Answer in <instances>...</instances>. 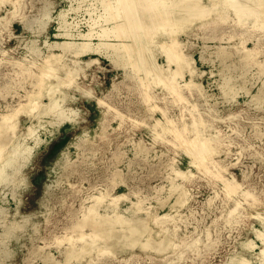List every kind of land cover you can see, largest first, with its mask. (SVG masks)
Instances as JSON below:
<instances>
[{
  "label": "rangeland",
  "instance_id": "374dc122",
  "mask_svg": "<svg viewBox=\"0 0 264 264\" xmlns=\"http://www.w3.org/2000/svg\"><path fill=\"white\" fill-rule=\"evenodd\" d=\"M119 1L125 2L124 6L116 4L126 20L131 4L129 0ZM245 1L246 5L256 2ZM70 6L78 9L68 14L67 19L71 21L69 17L78 13L86 25L81 29V20H73L74 32H90L94 36L101 29L102 33L103 28L125 22L112 8L113 16L108 15L110 21L101 18V14L106 15L109 9L101 0H0V17H6L0 22L6 26L9 20L12 25L10 30L0 25V119L13 113L19 122L21 136V130L33 123L37 125L38 137L37 140L29 139L32 150L17 165L18 171L12 182L0 185V203L7 211L0 219L3 221L0 234L6 227L19 223L13 230V238L0 242L7 249L4 259L8 264H46L48 259L40 252L49 250L51 256L64 261L63 252L69 246L67 238L80 235L76 234L80 229L74 226L85 221L84 214L88 212L85 207L95 203L91 197L99 195L100 191L110 195L127 194L130 199L118 200L121 212L131 206V201L143 198V205L151 208L149 212L164 215L171 211L172 215L177 214V221L171 222V231L162 235L149 217L147 221L155 227V234L159 233L148 242V238L140 241L149 246L129 247L127 242H119V247L99 248L92 256L73 257V264H229L232 257L246 253L244 246L252 242L257 247L246 256L259 252L262 240L255 231L264 232V100L253 97H264V32L254 26L252 19L244 26L236 25L237 16L229 8L227 21L220 15H211L205 19L212 22L211 25L205 22L206 26L199 25L200 29L189 25V32L181 34L179 40L188 47L185 46L186 53L193 54L198 71H204L200 78H194L204 85V97L189 88H179L174 94L155 84L157 81L149 64L156 57L153 62L165 66L166 53L170 51L160 44L163 47H153L150 51L152 58L149 50L144 51L143 45L148 41L143 39L142 32L136 33L132 29L135 33L129 32L130 41L134 40L131 42L136 46L132 56L141 62L136 67L140 69L143 62L149 72L131 68L125 71L115 67L110 58L100 53L91 54L100 62L87 69L86 74L72 80L61 71L63 80H70L67 85L62 84V90L68 94V103L76 113L61 125H50L41 122L50 121L53 116L42 117L43 120L30 118L49 103L47 92L52 86L44 76L49 63L30 51V41H64L63 37L57 36L62 33L58 15L68 11ZM130 19L131 15L127 22L132 24L133 19ZM45 22L49 23V28L43 31ZM237 31L244 37L235 36ZM216 34L226 38L232 34L234 38L231 41L225 38L204 41L205 37ZM92 41L97 43V37L94 36ZM220 45L226 46V55H219ZM245 49H253L254 55L246 58ZM142 51L144 53H140ZM201 55H205L206 60H202ZM82 57L88 58V55ZM257 61L263 65L259 66ZM20 63L28 66L29 71L25 72ZM223 65L227 66L228 74L237 77L235 99L233 94L225 96L218 87ZM169 67L162 72L163 75L166 73L163 76L166 81L171 77L184 84L190 79L180 63L172 61ZM99 94V104L105 110L102 120H97L91 109L92 100ZM107 96L112 102L122 97L121 104L125 103L121 105L122 110H127L123 112L117 106L108 105ZM174 128L181 138L175 136ZM153 133L159 136L155 137ZM11 139L8 132L0 137V144L6 142L8 149L13 143ZM140 139L148 150L136 155L139 148L134 146ZM196 159L198 166L194 165ZM119 169L121 175L116 173ZM187 172L195 177L185 180L181 173ZM172 182L190 191L188 202L183 206L178 204L177 210L169 207L178 196L172 189ZM165 198L168 201L159 206L158 200ZM106 204L107 201L101 204V212ZM237 204L240 206L235 209ZM148 211L139 212L137 216L146 217ZM84 231V234L92 233L91 227ZM207 232L211 234L209 240ZM126 234L117 230L105 235L119 238ZM197 238L199 244L187 249ZM103 241H95L94 245L107 246ZM90 242L94 243V240ZM82 244L77 243L78 246ZM87 249L85 251H90L91 247ZM181 252L184 255L178 257ZM163 253H168L169 257L164 259ZM252 264L260 263L253 260Z\"/></svg>",
  "mask_w": 264,
  "mask_h": 264
},
{
  "label": "bare ground",
  "instance_id": "6f19581e",
  "mask_svg": "<svg viewBox=\"0 0 264 264\" xmlns=\"http://www.w3.org/2000/svg\"><path fill=\"white\" fill-rule=\"evenodd\" d=\"M247 1L249 2V0ZM101 2L104 4L105 7L109 6V9L107 10L108 11L107 14L104 15V13H102L100 16L101 18L110 21L111 17L108 15H112V12L110 10L112 8L115 10L116 13L115 15L117 17L123 18V20H125L124 17L125 15L124 16L122 15V13L124 12L121 10V8H119L120 6L116 4V3H121L124 6L123 4L124 1L120 2L119 0H101ZM129 2L131 4V7L129 6L131 8V11L128 12L130 14L129 16L127 15L128 17H126L125 22H120L119 24L116 23L117 25L113 27L111 26V27L103 28L102 33H100L102 29L98 31L96 34H94V36L97 37L98 40L97 43H94L92 41L94 36L90 32L89 33H81L80 31L74 32L75 30L73 29V25H74L73 22L67 19L68 14H71L72 12L77 11L78 9V8H74L73 6H70V9L68 11H61L58 15L60 21L59 29L62 31V33H59L57 36L63 37L64 41L53 42V43H48L47 41L40 43L39 40L30 41V47H29L30 51L35 55L44 59L45 62L49 63V70L47 72L46 71L44 72V76L46 77L45 79L47 80L49 79L48 85L50 83L52 84V86L50 85L51 88L50 86H47L48 88H50L49 92H47L48 90L46 91L48 93L47 97L49 98V103L43 105V107L45 108L42 109L39 114L36 113V115H33L32 117L30 116V118L34 117L36 119L39 118L40 120H43L44 117L53 116L52 120L41 123H48L50 125H61V123H63L68 118H70L71 114L76 113L73 107L68 103L69 100V99L67 100L68 94H65L62 90V84L64 83V85H67L68 81L70 80L67 81L65 80V78L63 80L61 71L65 72L66 77L71 78L72 80L77 79L79 76L86 74L87 69L99 65L100 62L99 58L92 57L91 54L100 53L102 56L110 58L112 63L115 65V67H121L125 69V71H128L126 69L131 68L133 70L135 69L140 70L141 72L142 70L146 69L144 70V72L146 73L149 72L147 70V67L145 68L146 65L145 66L142 65L143 62L141 64V68L140 69L137 68L140 66L139 64L141 62H139L138 58H136L137 59L136 60L133 58L134 56H132V51H134L136 47L134 46V43H132L134 40H131L132 42L130 41V38L132 36H130L131 34L129 35V32H131L132 29H134L136 33L142 32L141 34H143L142 36L143 39H146L148 41V44H145L143 42L145 44L143 45L144 51L149 50L150 52L153 47L160 48L163 46L166 47L165 48L166 51L167 50L170 51L169 53H166L168 55L166 57L167 61L165 66H163V64L157 65L156 62H153V60L156 59V57L153 58L154 56L151 54L152 52L149 53L150 55H152L151 57L153 58V59L151 58L152 63L149 64V69L151 72H154L152 76L155 77L157 81L155 82V84L162 85L163 89H167L168 91L174 94L177 91V89L179 90V88H184V87L189 88L191 91L193 90L198 91L199 94L204 97L206 96L204 85L200 81L198 82L194 80V78H200L204 74V71H198L199 68L196 65V60L193 54L188 52L186 53L184 49L187 46L185 45V43H182L179 40V36L181 34L189 32L188 29L189 25H194V27L196 26V28L198 29H200L199 25L202 26L205 25L206 23H207L206 25L208 24L211 25L212 22L205 20L207 18H210L211 15L213 16L220 15L222 20L227 21L228 18L226 16L228 14L227 10L229 8V9H233L234 14L237 16V21H235L236 25L241 24L244 26L247 24L248 20L252 19L254 22V26L256 25L259 28V30H262L264 32V3H263L264 0H258V1L256 0L255 4H253L252 3L253 1H251L252 5H246V1L244 3L243 0H221V1L219 0V2L217 0H208V2H210L209 4H207V2H204V0H177L175 2H169V0H129ZM150 11L152 12V14L149 13ZM45 15H48V13L46 12ZM130 15H131V19L129 21L133 19L132 24L130 22L129 23L127 22V18H129ZM5 18H6L5 16L0 17V21ZM198 21H200L201 23H199L198 25L195 24ZM28 22L29 21L26 22L27 25L29 24ZM0 25H3V23L0 22ZM3 27L6 30L7 29L10 30L12 25L11 23H9V20H7L6 26L3 25ZM48 28H49V23L45 22L43 24V31L48 30ZM237 34L238 31L235 36H237ZM233 35L230 34V36H228L227 38L224 36H220L218 34L211 35L210 37L209 36L205 37L204 41L212 38L214 39L220 38L221 40H224L225 38L228 41H231V39L234 38ZM238 35L244 37L243 33ZM136 36L139 37V35ZM160 37L162 39L158 42ZM124 39H128V41H125ZM160 44H162L163 46H160ZM234 46H238V44H235ZM43 49H46L48 52L47 53L44 52ZM226 49H227L226 46L223 45L218 46V50L219 52H221L219 55H226L225 54ZM245 52L247 53L246 58L247 57L249 58V56L254 55L252 54L253 49H245ZM140 53H144V52L142 51ZM133 54L134 55L136 54V50L135 53ZM84 55H88V58H83L82 56ZM147 57L150 56L147 55ZM25 59L29 61L27 57H25ZM130 59H132L133 62ZM149 59L150 58H148V60ZM201 59L206 60L205 55H201ZM136 61H138L139 63H137ZM172 61L180 63L182 67L186 70L187 72L186 74L189 75L190 79H186L184 84L174 80V78L171 79V77L167 78V81L166 79H164L163 76L166 73L163 75L162 72L165 70L166 66L169 67V65H171ZM257 63L259 66L263 65V62L261 61L260 62L257 61ZM19 66H23L25 68V72L29 71V67L26 66L24 63L23 64L20 63ZM226 68H227L226 65L222 66V70H221L222 75H220V79L218 80V85H219L218 87L221 88L220 90H222L225 96H228L229 94L231 95L233 94V99H235L238 94L237 93L238 88L235 87L236 85L234 83L235 80H237V77L228 74L226 72ZM141 80H144V77L141 78ZM253 98H256V100L258 101L264 100V97H261L259 95H255V97ZM34 107L37 106L35 105ZM14 118L16 117H14L13 113H9L3 115L2 118L0 119V133H2L0 134V137L10 132L12 135L11 140L13 141L11 147L8 149L6 142L2 141L0 144V160H1L0 185L9 184L12 182L13 176L18 171L17 165L20 164L23 160H25L28 157L30 151L32 150V147L30 146L29 143V139L37 137V125H33V123L30 126L21 130L23 133V135L21 136L19 131L20 129L19 122L18 120L16 121ZM175 130L176 132L173 131L175 136L181 138L182 135L178 133L177 129ZM157 135L158 134H155V137L159 136ZM27 136L29 137L27 138ZM37 138L35 140H37ZM142 142H143L142 139H140V141L134 146L136 149L139 148L138 151L135 153L136 155L140 152L143 153L144 151L148 150L145 146H142L143 144ZM199 156L197 155V157ZM204 158L206 159V157ZM198 161L199 160L197 159L194 161L195 166H198L199 164ZM191 163L193 162L191 161ZM11 168L15 169V171H13V169ZM116 173L118 175H121L120 169ZM193 175L194 174L190 172L181 173V176H183L185 180L192 178ZM194 177L195 176H193V178ZM171 185H172V189L178 192V196L175 203L169 207L170 210H177L178 209L177 206L180 205L183 206L188 202L190 191L187 188L181 186L180 184L176 185L172 182ZM226 188L227 190L229 189L228 186ZM123 198L130 199L127 196V194L110 195L109 193H106L104 191H100L99 195L92 196L91 199H93L95 203L85 207V209L88 211L87 214H84L85 221L74 226V228L80 229L79 232H76V234H80V235L79 236L73 235L67 238L66 242L67 244H69V246L65 247L66 249L63 252L64 261H58L54 255L51 256L52 253H50L49 250L41 251L40 254H43L44 256L46 255L48 259V261H46V264H70V263L73 264L72 261L73 257H77V256L84 257L86 254H90L92 256L99 248H100L99 250L102 249L107 250L108 247L110 249L119 247L121 245L119 242H125V243L127 242L129 244V247L149 246L147 244L149 238L152 236H154L155 238L157 235H159V233L155 234V230H154L155 227L152 226L151 222L149 223L147 221L149 217L152 218L151 221L153 222V224L157 225V227L160 228L159 231H161L160 233L162 235L168 234L171 231L170 223L171 222L175 223V220L177 221V217H176L177 214L172 215L171 211L164 215H160L154 211L149 212L148 210H150L151 208H147L143 205L144 202L143 198H138L137 201H131V206L122 210L121 212L120 211L121 207L120 205H118V200ZM167 199L166 198L159 199L158 200L159 206H162ZM106 201L107 204L104 207L105 210L104 212H101L100 210V207H102L101 204ZM239 206L240 205L237 204L235 209H237ZM145 210L148 211L145 212L146 217L137 216L139 212L143 213ZM5 212H7L6 209L3 208V206L0 203V219L3 218L5 214H7ZM1 222L3 223V221H0V226H2ZM17 226H19V223H17L15 226L13 225L11 227H6L4 233L0 234V242L4 243L5 238L6 240L13 238L14 237L13 230L16 229ZM86 227H91L92 230L91 234L90 233L84 234L85 232L84 228ZM117 230L121 232L125 231V233L127 232V234L119 238H116L113 235H105L107 233ZM259 230H256L255 232L257 237L260 240H262V245L260 244L261 246H259L260 251L255 253L253 252V254H251V257H247L246 254L249 253L250 255V253L257 247V245L256 243L253 242L250 244H246L243 248V251H245L246 253L242 252L241 254L232 257L230 259L229 264H252L253 260L259 262L260 264H264V232ZM72 233L74 234L75 232ZM62 237L65 238V235H63ZM143 238L144 239L148 238V239H146L147 241L146 243L141 244L140 241ZM210 238H211V234L207 232V239L209 240ZM91 239L94 240V243L90 242L93 241ZM102 239L106 242L107 246L105 247L103 246L104 247L103 248L99 244H98L99 246L94 245L95 241L101 242ZM78 242H83V244L81 246H78L77 245ZM165 242L167 243L168 240H166ZM199 242L200 239L198 238L192 240L191 244L188 246L187 249L196 247V245H198ZM61 244L62 243H60V245ZM87 247H91L90 251H85L88 250ZM5 250L7 249H4V247L0 245V257H3L0 258V264H8V262L4 259L6 257ZM101 254H103V252ZM168 255H169L168 253L162 254L164 259H167L169 257ZM182 255H184V252L177 254L178 257H182ZM88 264H93V263H88Z\"/></svg>",
  "mask_w": 264,
  "mask_h": 264
},
{
  "label": "crops",
  "instance_id": "0c3cea01",
  "mask_svg": "<svg viewBox=\"0 0 264 264\" xmlns=\"http://www.w3.org/2000/svg\"><path fill=\"white\" fill-rule=\"evenodd\" d=\"M99 100H100V94L98 95V98H94L92 100V103H91V109H92V113L95 114L97 116V120H102L103 117H104V112L105 110H103V108H101L100 104H99ZM105 100L107 102L108 105H113V106H117L118 108H121L122 110V107H121V101H122V97L119 98V99H116L114 102L111 101V99L109 98V96L105 97ZM125 103H123L124 105ZM134 104L136 105V103L134 102ZM122 105V106H123ZM126 108V107H125ZM125 110L127 109H124L122 110L123 112H125ZM111 117V116H110ZM112 118V117H111ZM66 126V124H65Z\"/></svg>",
  "mask_w": 264,
  "mask_h": 264
},
{
  "label": "built area",
  "instance_id": "2783aa9c",
  "mask_svg": "<svg viewBox=\"0 0 264 264\" xmlns=\"http://www.w3.org/2000/svg\"><path fill=\"white\" fill-rule=\"evenodd\" d=\"M69 19L73 22V20H75V22H77V21H80L81 20V29H82V27L83 26H86L85 24H84V19H83V17H80V15L78 14V13H74L73 14V16H70L69 17Z\"/></svg>",
  "mask_w": 264,
  "mask_h": 264
}]
</instances>
